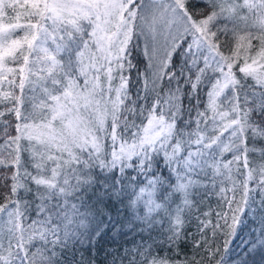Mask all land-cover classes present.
<instances>
[{
	"label": "snow or ice",
	"instance_id": "snow-or-ice-1",
	"mask_svg": "<svg viewBox=\"0 0 264 264\" xmlns=\"http://www.w3.org/2000/svg\"><path fill=\"white\" fill-rule=\"evenodd\" d=\"M117 236L264 264V0H0V264Z\"/></svg>",
	"mask_w": 264,
	"mask_h": 264
},
{
	"label": "trees",
	"instance_id": "trees-1",
	"mask_svg": "<svg viewBox=\"0 0 264 264\" xmlns=\"http://www.w3.org/2000/svg\"><path fill=\"white\" fill-rule=\"evenodd\" d=\"M135 55V53H134ZM141 57L137 56L136 60L133 62L136 63L138 60H140ZM142 67V65H141ZM135 75V73H133ZM209 203L215 207V198L211 199ZM190 231H195V225H192L190 228ZM131 236L127 237H119L117 236L115 241H113L111 238H106L105 241L101 242L100 245H98V251L91 254V257H94L96 264H111V261L113 258L117 257L119 254V251L122 248H127L131 246ZM182 251L184 253H191V245L189 244L186 247H182ZM79 254H77L78 256ZM86 258H90L89 253H84Z\"/></svg>",
	"mask_w": 264,
	"mask_h": 264
}]
</instances>
